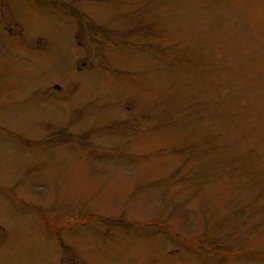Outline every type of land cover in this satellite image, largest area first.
<instances>
[{
  "label": "rangeland",
  "instance_id": "rangeland-1",
  "mask_svg": "<svg viewBox=\"0 0 264 264\" xmlns=\"http://www.w3.org/2000/svg\"><path fill=\"white\" fill-rule=\"evenodd\" d=\"M0 196V264H264V0H0Z\"/></svg>",
  "mask_w": 264,
  "mask_h": 264
},
{
  "label": "flooded vegetation",
  "instance_id": "flooded-vegetation-1",
  "mask_svg": "<svg viewBox=\"0 0 264 264\" xmlns=\"http://www.w3.org/2000/svg\"><path fill=\"white\" fill-rule=\"evenodd\" d=\"M6 193H7V195L10 197V198H12L13 200H15L16 198L14 197V193L11 191V190H6ZM3 197H4V195H3ZM0 198H2L1 196H0ZM18 202H20V201H18ZM30 205V204H29ZM34 206V205H33ZM39 220H41L40 218H39Z\"/></svg>",
  "mask_w": 264,
  "mask_h": 264
}]
</instances>
